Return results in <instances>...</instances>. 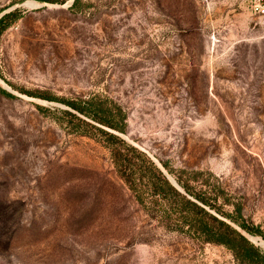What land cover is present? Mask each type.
Wrapping results in <instances>:
<instances>
[{
  "label": "rangeland",
  "instance_id": "rangeland-1",
  "mask_svg": "<svg viewBox=\"0 0 264 264\" xmlns=\"http://www.w3.org/2000/svg\"><path fill=\"white\" fill-rule=\"evenodd\" d=\"M73 2L0 0L21 14L0 37V264H238L152 219L109 149L59 122L92 95L170 180L202 172L264 254V0Z\"/></svg>",
  "mask_w": 264,
  "mask_h": 264
},
{
  "label": "trees",
  "instance_id": "trees-1",
  "mask_svg": "<svg viewBox=\"0 0 264 264\" xmlns=\"http://www.w3.org/2000/svg\"><path fill=\"white\" fill-rule=\"evenodd\" d=\"M45 1L64 3V0ZM78 3L79 0H74L71 7L76 8ZM20 16V11L15 9L0 17V37ZM0 91L14 97L1 87ZM61 102L66 108L53 110L59 122L70 132L92 137L109 149L118 176L152 219L201 243L225 246L238 264H264L262 250L247 236L261 234L260 229L227 214L212 191L196 189L193 183L201 180L202 172L181 170L174 185L154 160L120 135L127 131V113L120 105L99 95ZM163 166L168 169L166 163ZM225 203L230 200L226 199ZM234 207L240 216V207ZM228 220L237 223L241 230Z\"/></svg>",
  "mask_w": 264,
  "mask_h": 264
},
{
  "label": "water",
  "instance_id": "water-1",
  "mask_svg": "<svg viewBox=\"0 0 264 264\" xmlns=\"http://www.w3.org/2000/svg\"><path fill=\"white\" fill-rule=\"evenodd\" d=\"M168 178H169V177H168ZM171 182H172L174 185H176V183H175L174 181L171 180Z\"/></svg>",
  "mask_w": 264,
  "mask_h": 264
}]
</instances>
